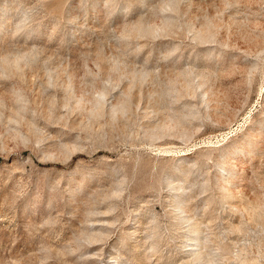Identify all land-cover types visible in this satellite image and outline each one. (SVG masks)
Returning <instances> with one entry per match:
<instances>
[{"label": "rangeland", "instance_id": "1", "mask_svg": "<svg viewBox=\"0 0 264 264\" xmlns=\"http://www.w3.org/2000/svg\"><path fill=\"white\" fill-rule=\"evenodd\" d=\"M0 264H264V0H0Z\"/></svg>", "mask_w": 264, "mask_h": 264}]
</instances>
